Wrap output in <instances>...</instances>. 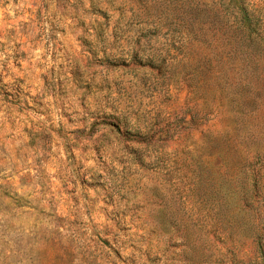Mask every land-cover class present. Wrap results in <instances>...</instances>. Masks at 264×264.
Segmentation results:
<instances>
[{
	"label": "rangeland",
	"instance_id": "obj_1",
	"mask_svg": "<svg viewBox=\"0 0 264 264\" xmlns=\"http://www.w3.org/2000/svg\"><path fill=\"white\" fill-rule=\"evenodd\" d=\"M0 264H264V0H0Z\"/></svg>",
	"mask_w": 264,
	"mask_h": 264
},
{
	"label": "trees",
	"instance_id": "obj_2",
	"mask_svg": "<svg viewBox=\"0 0 264 264\" xmlns=\"http://www.w3.org/2000/svg\"><path fill=\"white\" fill-rule=\"evenodd\" d=\"M240 22H241V23H246V24L249 23V22H244V21H240Z\"/></svg>",
	"mask_w": 264,
	"mask_h": 264
}]
</instances>
